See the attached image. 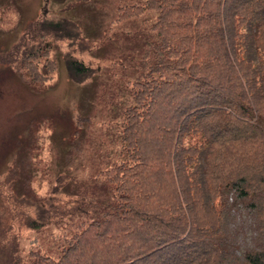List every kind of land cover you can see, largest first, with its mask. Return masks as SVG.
Wrapping results in <instances>:
<instances>
[{
  "label": "trees",
  "instance_id": "obj_1",
  "mask_svg": "<svg viewBox=\"0 0 264 264\" xmlns=\"http://www.w3.org/2000/svg\"><path fill=\"white\" fill-rule=\"evenodd\" d=\"M130 20L140 24V58L121 61L132 79L116 84L106 104L116 116L100 125L113 131L118 162L76 178L85 195L110 196L61 217L53 254L31 253L30 264H264V0H145L116 23ZM69 23L26 31L72 38ZM16 46L0 59L44 87L35 64L48 62V48ZM65 67L72 81L96 75L69 55ZM93 119L75 120L77 136ZM31 204L36 219L22 221L38 229L47 218Z\"/></svg>",
  "mask_w": 264,
  "mask_h": 264
},
{
  "label": "rangeland",
  "instance_id": "obj_2",
  "mask_svg": "<svg viewBox=\"0 0 264 264\" xmlns=\"http://www.w3.org/2000/svg\"><path fill=\"white\" fill-rule=\"evenodd\" d=\"M144 1L0 0V57L16 45L28 49L39 44L42 52L49 51L47 63L39 58L35 64L38 74L49 78L44 87L23 80L12 60L0 59V264H11L13 242L19 247L16 264H30L31 253L53 254L63 236L59 219L73 210L79 214L85 209L80 204L110 196L99 191L85 195L76 178L86 180L94 168L105 170L118 162L113 131L105 134L100 125L116 116L106 104L117 95L116 84L132 79L120 63L128 53L131 62L138 61L141 44L132 36L140 24H118L116 18L123 7ZM64 20L77 27L75 37L56 38L39 27L36 33L26 31L31 23ZM68 55L96 69V75L88 82L70 80ZM88 114L94 122L87 121L77 136L75 120ZM76 159L77 166L72 164ZM32 201L40 203L47 218L38 229L22 221L25 213L36 219ZM238 221L245 229L250 218L243 213Z\"/></svg>",
  "mask_w": 264,
  "mask_h": 264
}]
</instances>
